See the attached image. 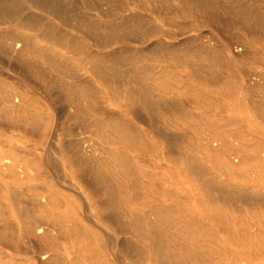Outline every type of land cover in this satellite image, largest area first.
<instances>
[{
    "label": "bare ground",
    "instance_id": "1",
    "mask_svg": "<svg viewBox=\"0 0 264 264\" xmlns=\"http://www.w3.org/2000/svg\"><path fill=\"white\" fill-rule=\"evenodd\" d=\"M7 20L0 123L38 146H0V264H264V0H0Z\"/></svg>",
    "mask_w": 264,
    "mask_h": 264
},
{
    "label": "rangeland",
    "instance_id": "2",
    "mask_svg": "<svg viewBox=\"0 0 264 264\" xmlns=\"http://www.w3.org/2000/svg\"><path fill=\"white\" fill-rule=\"evenodd\" d=\"M133 7H134V10L135 11H139V8L138 7H136V6H133ZM147 13H149L150 15H152L159 22L163 23L164 24V27L167 28V29L164 28L165 31H169V29H170V31L179 32V28L177 26L169 25V23H171L172 21L168 17V14L163 13V14L158 15L153 10H149V11H147ZM15 24H16V20H7V21H4V22H2L0 24V28H3V29L4 28H9V25H10V27H13ZM232 30H234V31L232 32ZM241 32H244V34H247L248 37H250L249 31L247 29L240 31L237 28L236 29H231L230 36L231 37L239 36ZM152 39H155V37L152 38ZM234 45H237V44H234ZM253 45L255 47H259L260 46V44H257V43L256 44H253ZM14 63L15 62H12L10 64L9 61H7V59L0 58V70L4 73L5 76H11V78H14L16 80L22 79V76L15 69H13V66L11 67V65H15ZM254 64L256 65L255 67H257V69H261L262 68L261 66H259V62H255ZM35 84L38 87V90L41 91V89H42L41 85L38 84V83H35ZM213 96L216 97V98H218V99H220V100H224L225 99V98H223L222 95L217 94L215 92H213ZM215 112L216 111H213V113H215ZM216 114H217V112H216ZM224 114L230 115V116L231 115H233V116L234 115L235 116H242V117H245V118L248 117V115L244 111H241V110H239V109H237V108H235L233 106H229L228 110ZM257 117H258V121L261 124V128H256L255 125L252 124L251 122L245 124L244 127L249 128L250 131L257 138H259L261 140H264V123H263V120H262L261 117H259V116H257ZM236 126L237 125H233L232 127H236ZM20 132L21 131H20V128L18 126H15V125H6V124H3V123H0V146H2L3 149H10V146H5V144L7 143L6 137H9L10 139H12V144H17V145L22 146L23 148H25L27 150L33 148V146L34 147H37L38 146V144H36L38 142V136L34 135V136L30 137V139H29V138H26V134H25L23 137H19L17 133H20ZM15 133H16L17 136L15 135ZM53 140H54L53 136L49 137V139L47 141V144H50V143L52 144ZM1 141H4V142H1ZM19 157H21V156H19ZM49 177H51V176L40 177V179H42L43 181H45ZM52 177L55 178V175H53ZM222 177L223 178H226V175L225 174H222ZM58 192L63 193L64 195H68V194L69 195H73L76 198L82 197L73 188H71L68 185V182H64L63 185L58 189ZM211 223H213L214 225L216 224L215 221H213V220H211ZM224 237H225V235H224L223 231L220 230L218 232V238H224ZM33 245H35V244L33 243ZM33 249L34 250H37L36 246H33ZM21 255H22V257L27 258V256L28 255H31V254L30 253L27 254L25 252H21Z\"/></svg>",
    "mask_w": 264,
    "mask_h": 264
}]
</instances>
